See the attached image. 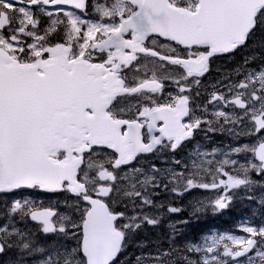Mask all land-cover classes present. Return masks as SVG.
<instances>
[{"label":"snow or ice","instance_id":"6c2138e0","mask_svg":"<svg viewBox=\"0 0 264 264\" xmlns=\"http://www.w3.org/2000/svg\"><path fill=\"white\" fill-rule=\"evenodd\" d=\"M257 33L264 46V0H0V195L66 194L63 213L12 200L0 255L15 249L41 253L40 264H116L141 228L160 222L152 210L163 208L153 198L161 189L214 190V212L237 190H251L249 174L264 176V62L249 69L246 59L211 89L203 81L214 58ZM205 129L258 142L197 149L190 167L175 161L179 171L136 166ZM240 153L251 157L241 164L232 158ZM17 215L53 245L37 247ZM242 230L248 235L213 233L188 244L199 259H174L173 249L158 251L154 264H264V225Z\"/></svg>","mask_w":264,"mask_h":264},{"label":"rangeland","instance_id":"374dc122","mask_svg":"<svg viewBox=\"0 0 264 264\" xmlns=\"http://www.w3.org/2000/svg\"><path fill=\"white\" fill-rule=\"evenodd\" d=\"M45 23H47V18L45 17ZM254 46L260 48L261 44L260 41H254ZM251 59L256 63L255 69L260 66L262 62H264V57H261V54L259 52H254L252 54ZM229 134L228 136L225 134ZM205 143L202 144L201 147H198L196 144L194 146V151L193 153L199 149L201 152H211L213 149H218L219 151L222 152H228L232 148L235 147H240L242 145H255L256 143H253V139L251 141H247L245 143L242 142V139L239 136L232 135L228 131H207L205 132ZM257 138V137H256ZM209 143L210 147L207 148V144ZM192 153V154H193ZM192 154L190 155V158L192 157ZM246 157L250 158L251 153H240L239 155L233 154V159H238L241 164L246 162ZM150 158H141L139 159V162L136 166H143L145 169H150L152 164L158 163V164H165L167 162H171L172 159L170 157H158V158H153L152 160ZM188 158L187 164L191 165V159ZM221 159L223 157H220ZM251 180H253L255 183L252 185L251 190H245V189H240L237 190L238 194L235 195L229 204V206L233 207L234 204L239 203V208H244L248 211V213L252 214V217H245V218H250L248 220L246 219H241L239 221H242L239 224L232 225L230 229L237 230L239 233H234L233 231H227L228 229H222L218 230V228L210 229L209 232L205 235H202L199 237L197 242L195 243H200L203 240V237L213 234V233H220V234H232L236 236H247V233H244L242 230V226L247 224L250 226H256L259 227L260 225H264V176H260L255 172H252L249 174ZM209 182L211 178L209 177ZM35 192V191H34ZM32 192V194H28L25 196L22 195H16V196H9V197H1L0 198V224L6 223L7 221L5 220V214L8 212L12 200H20L23 202L24 200H30L35 202V206L38 208H48L51 207L55 210H58L59 212L63 213L66 211V203H65V195L62 194L60 196H54V197H41V196H36L35 193ZM169 194V196L166 198V201H169L170 199H174V193L170 191H165V194ZM216 191L214 190H205V189H200L196 188V191L194 190V194L192 192H189V198L183 203L180 204L179 206H173L180 211H178L177 215H181L182 213L185 214L189 218L195 217V222L198 220V217H201L202 211L206 209L208 213L214 217V216H221L224 213L228 211V207L219 211H213L212 207L209 205V201L214 200L216 198ZM158 195L154 196V200L156 201ZM174 197V198H173ZM157 202V201H156ZM61 203H64L62 205ZM157 205H160L157 203ZM235 206V205H234ZM122 207V206H121ZM200 208V211H197V208ZM231 207V208H232ZM208 208V209H207ZM224 210V211H223ZM154 213H157L159 215V221L162 219H169V220H174L176 221V217H173L169 213H160L162 211H155L152 210ZM184 214V215H185ZM206 216V215H205ZM16 226L20 227L21 229H24L25 227L27 230L31 231L33 233V239L36 242L37 247L41 248H50L53 245L54 239L50 237H46L45 234L39 231L38 226L34 223L31 222L30 219L25 221L21 220V217L19 215L16 216ZM171 225H174V223L171 221ZM147 228L153 229L154 226H149L146 225ZM165 228H167V224L164 225ZM143 232V229L141 228L133 238H131L126 244L124 251L127 248H133V245L137 248H140L143 246V242L140 240H137L138 234H141ZM172 231H168L167 235H164L160 237L157 240H153L151 242V247L152 250L149 252L150 256H148V259L154 260L153 258L156 256L158 251H171L173 249L179 250L178 252L181 253H173V258L174 259H179V257L183 255L189 256V258L196 260L199 259V255L196 253H188L186 251V246L188 243L184 240L182 244V250L177 247V245L180 243L181 240L178 239L179 235H172ZM155 234L156 232H152ZM42 241H46L42 243ZM71 245L75 244V241H70L69 242ZM192 243V244H195ZM43 259V256L41 253H33V254H28L24 253L21 255V253L18 250H12L8 251L4 254L3 257H0V264H40V261Z\"/></svg>","mask_w":264,"mask_h":264},{"label":"flooded vegetation","instance_id":"af4514ba","mask_svg":"<svg viewBox=\"0 0 264 264\" xmlns=\"http://www.w3.org/2000/svg\"><path fill=\"white\" fill-rule=\"evenodd\" d=\"M256 38H254L252 41H250L248 43L247 47H243L242 49L240 48L239 50L235 51L234 53H232L231 55H221L218 56L216 58L213 59V62L211 64V71L210 73L204 78L203 81V87L204 88H208L211 89L212 84H214L217 80H219L221 77H225L228 76L230 73H234V70H236L239 66L244 64V61L246 59L248 60H252V54L255 51L254 47H253V43L254 40ZM253 62H250V64L248 65L249 69H253ZM171 90V89H169ZM237 131H240L239 129H237ZM205 132H207V130H201L199 132H197L194 136V138L190 141H186L184 143V145L178 149L176 152H171L170 150L166 149V148H161L160 150L156 151L154 154L150 155V156H155L156 158L162 156V157H171L173 158V162H175L176 160H180L183 161L185 163L188 162V158H190V155L193 153L194 151V146L195 144L198 147H201L202 144H204L205 142ZM246 132V130H245ZM225 134L228 136L229 134H227L225 132ZM241 139L242 142L245 143L247 141H251L253 139V143H257V138L255 136H249L247 134L241 133L240 135H238ZM209 143L207 144V146H209ZM141 158H147V157H141ZM140 158V159H141ZM156 167L161 169L162 171L167 170V169H176V170H180L179 166H177L176 164H169V162L165 163V164H157L156 163ZM180 195H176V197H178ZM164 202L168 203V201H166L165 197H162ZM163 208L162 209H158L160 211H164L167 212L166 210L168 209V205L166 204H162ZM183 217V216H181ZM158 227L156 226V230L155 232L158 231ZM229 231H233L234 233H239L237 230H230ZM134 258H136V255L134 256ZM133 263V262H131ZM140 264H147L146 260L141 259L140 260Z\"/></svg>","mask_w":264,"mask_h":264},{"label":"bare ground","instance_id":"6f19581e","mask_svg":"<svg viewBox=\"0 0 264 264\" xmlns=\"http://www.w3.org/2000/svg\"><path fill=\"white\" fill-rule=\"evenodd\" d=\"M181 203H183V202H181V201H178V200H174V199H170L169 201H168V204L169 205H171V206H179ZM167 232H163V231H159V232H156L155 233V237H162L163 235H167L166 234ZM192 238L193 237H191V240H192ZM46 241H42V243H44V244H46L45 243ZM135 246L133 245V248H134ZM177 253H180V252H176V254ZM135 254L138 256V257H140L141 259H143V260H148V256L149 255H147L146 253H144L143 251H136L135 252Z\"/></svg>","mask_w":264,"mask_h":264},{"label":"trees","instance_id":"16d2710c","mask_svg":"<svg viewBox=\"0 0 264 264\" xmlns=\"http://www.w3.org/2000/svg\"><path fill=\"white\" fill-rule=\"evenodd\" d=\"M237 208H238V206H237ZM236 211H238V210H236ZM217 220H218V222H220V221H221V222L223 223V220H222V219H218V218H217ZM214 223H216V221H215ZM216 224H218V225H219V223H216ZM201 232H202V231H201Z\"/></svg>","mask_w":264,"mask_h":264}]
</instances>
